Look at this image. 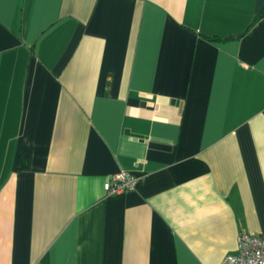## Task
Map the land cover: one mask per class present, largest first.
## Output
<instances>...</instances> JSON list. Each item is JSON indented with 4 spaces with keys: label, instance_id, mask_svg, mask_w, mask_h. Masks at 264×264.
Instances as JSON below:
<instances>
[{
    "label": "crops",
    "instance_id": "0c3cea01",
    "mask_svg": "<svg viewBox=\"0 0 264 264\" xmlns=\"http://www.w3.org/2000/svg\"><path fill=\"white\" fill-rule=\"evenodd\" d=\"M263 7L0 0V264H220L264 238ZM119 170L136 187L107 194Z\"/></svg>",
    "mask_w": 264,
    "mask_h": 264
},
{
    "label": "built area",
    "instance_id": "2783aa9c",
    "mask_svg": "<svg viewBox=\"0 0 264 264\" xmlns=\"http://www.w3.org/2000/svg\"><path fill=\"white\" fill-rule=\"evenodd\" d=\"M136 184V176L119 170L107 179L103 188L107 194H117L135 189ZM220 264H264V238L240 232L237 252L226 255Z\"/></svg>",
    "mask_w": 264,
    "mask_h": 264
},
{
    "label": "trees",
    "instance_id": "16d2710c",
    "mask_svg": "<svg viewBox=\"0 0 264 264\" xmlns=\"http://www.w3.org/2000/svg\"><path fill=\"white\" fill-rule=\"evenodd\" d=\"M264 15V7L257 13V15L255 16V21L260 18L261 16ZM211 40H218L215 38H212ZM28 157L29 154L28 152H21L18 159H17V163H16V169L17 170H25L27 169V165H28Z\"/></svg>",
    "mask_w": 264,
    "mask_h": 264
}]
</instances>
